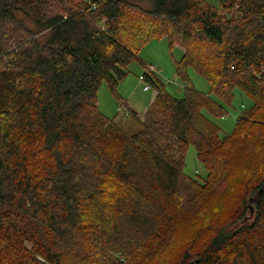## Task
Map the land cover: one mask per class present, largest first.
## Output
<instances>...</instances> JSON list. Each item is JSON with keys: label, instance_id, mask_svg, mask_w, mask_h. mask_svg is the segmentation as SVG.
Masks as SVG:
<instances>
[{"label": "trees", "instance_id": "16d2710c", "mask_svg": "<svg viewBox=\"0 0 264 264\" xmlns=\"http://www.w3.org/2000/svg\"><path fill=\"white\" fill-rule=\"evenodd\" d=\"M0 0V264H155L212 199L177 264H264V0ZM167 38L217 98L191 83L155 96L130 132L103 114L152 39ZM151 87V86H150ZM253 105L222 129L235 88ZM127 126V125H124ZM208 171L185 174L188 146ZM255 217L245 223L249 209Z\"/></svg>", "mask_w": 264, "mask_h": 264}, {"label": "rangeland", "instance_id": "374dc122", "mask_svg": "<svg viewBox=\"0 0 264 264\" xmlns=\"http://www.w3.org/2000/svg\"><path fill=\"white\" fill-rule=\"evenodd\" d=\"M76 2L79 0H71ZM215 7H219V0H205ZM182 48L175 44L170 47L167 38L152 39L138 50L137 58L133 59L129 65L128 75L120 81L116 91H112L106 80L101 83L98 90V104L101 112L108 117L116 116L117 121L130 132H136L140 124L133 116L128 115L125 110L144 114L146 109L151 105L155 95V88L152 84L151 89L145 90L146 83L140 80V76L148 71L149 65L157 66L158 78L165 83L166 89L175 97L182 98L186 95V87L191 83L197 90L202 91L213 98H217L212 91L211 84L208 79L194 69L192 66L187 68V77H182L177 71L176 61L182 57ZM235 94L230 104H224V116L214 115L207 108L203 110L206 116L212 119L221 129L222 135L231 133L235 129L238 115L245 109H249L253 105V99L241 88H235ZM125 104L126 109H122L121 105ZM129 112V113H130ZM127 125V126H124ZM197 149L190 144L186 153V161L184 172L186 175L203 181L208 171L203 163L198 159ZM245 223L254 220L255 212L249 209ZM220 211V207L216 206L212 199H208L202 207L197 217L191 219L185 217L180 224L179 230L176 229L172 234L169 244L170 248L158 254L155 258V264H177L180 256L177 250L182 247V242H188L189 238L196 239L200 242V238L205 229L201 228L208 220V216H213ZM182 244V245H181Z\"/></svg>", "mask_w": 264, "mask_h": 264}, {"label": "built area", "instance_id": "2783aa9c", "mask_svg": "<svg viewBox=\"0 0 264 264\" xmlns=\"http://www.w3.org/2000/svg\"><path fill=\"white\" fill-rule=\"evenodd\" d=\"M151 72H158V70H157V66L156 65H153V64H151V65H149V67H148V71L146 72V73H151ZM145 75V74H144ZM144 75H141L139 78H140V80L141 81H144L145 82V77H144ZM146 83V82H145ZM144 88H145V90H149V89H151V87H150V85L149 84H147L146 83V85L144 86ZM121 108L122 109H126V106H125V104L123 103L122 105H121ZM126 111V113L128 114V115H130V113L128 112V110H125Z\"/></svg>", "mask_w": 264, "mask_h": 264}, {"label": "crops", "instance_id": "0c3cea01", "mask_svg": "<svg viewBox=\"0 0 264 264\" xmlns=\"http://www.w3.org/2000/svg\"><path fill=\"white\" fill-rule=\"evenodd\" d=\"M182 53H183V50H182ZM155 96V95H154ZM154 98V97H153Z\"/></svg>", "mask_w": 264, "mask_h": 264}]
</instances>
